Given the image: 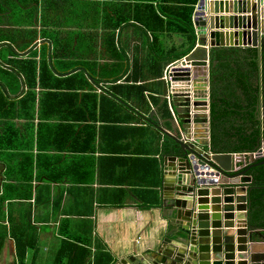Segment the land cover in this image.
Listing matches in <instances>:
<instances>
[{"label":"crops","instance_id":"0c3cea01","mask_svg":"<svg viewBox=\"0 0 264 264\" xmlns=\"http://www.w3.org/2000/svg\"><path fill=\"white\" fill-rule=\"evenodd\" d=\"M46 1L38 2L39 42L44 41V44L38 43V49L47 44L52 51L53 43L41 37ZM33 5L32 0H0V30L16 29L12 24L14 17L19 22L26 20L17 9L13 12V8L25 10ZM62 5L69 4L62 1ZM48 12L53 20L68 19V13L59 16L53 9ZM208 16L207 13L205 17ZM84 30L95 33L100 44L102 37L108 34L101 30ZM119 32L116 37H120L122 45L115 43L117 52H126V73L124 63L105 66L107 73L118 77L116 82L112 76L99 85L93 83L92 94L78 95L73 103L62 95L47 97L39 87L38 112L34 117L22 113L20 118L12 120L14 125L8 119H0V135L10 146L0 147V264H119L120 259L135 249L156 244L165 237L167 220L160 210L152 207L160 202L162 154L169 136L140 118L138 113L154 118L167 132H177L178 113L172 105L173 99L181 101L182 98L176 93L168 98L170 84L166 70L171 63L163 65L151 61L145 45L147 37L132 31L119 36ZM149 40H153L151 35ZM162 43L165 48L181 46L183 40L164 35ZM199 43L197 37L196 45ZM206 56L207 50L201 49L194 58ZM133 58H138L139 62H132ZM145 82L151 89L146 90L145 95L157 98L159 109L151 103L148 112H141L136 105L126 101L128 105H125L116 99L120 98L117 86L133 87ZM184 83L177 84L185 86ZM125 94L128 98L133 96ZM135 98L144 101L140 95ZM41 99L44 100L42 106ZM166 104L169 109L164 107ZM78 105L82 108L80 112ZM197 131L196 136L204 133L209 143L208 126H199ZM29 155L33 156L31 178L28 177L30 169H24L30 162ZM245 156L249 158L248 153ZM254 183H249L248 187ZM205 197L211 210L213 195L209 193ZM224 197L219 195L221 210L223 205L231 208L236 222L239 213L236 198L225 204ZM252 208V224L259 226L264 234V226L257 222L254 204ZM224 212L222 210L221 214ZM223 223L221 220V225Z\"/></svg>","mask_w":264,"mask_h":264},{"label":"trees","instance_id":"16d2710c","mask_svg":"<svg viewBox=\"0 0 264 264\" xmlns=\"http://www.w3.org/2000/svg\"><path fill=\"white\" fill-rule=\"evenodd\" d=\"M62 1L69 5H62ZM32 2L34 5L25 10L13 8V12L17 9L26 17L21 23L28 27L29 33L19 35V40L25 39L22 44L0 30V119H8L11 123L22 113L32 118L38 112L39 87L47 97L62 95L73 103L78 95L92 94L94 84L99 85L102 80L115 76L106 72V64L124 63L126 73V52H117L115 43L118 41L122 45L120 37H116L118 31L119 36L122 32L132 31L147 37L145 45L152 59L163 65L185 58L197 44L193 16L198 0H47L41 17V37L53 43V50L50 51L47 44L39 50V0ZM48 9H53L59 16L68 13V19L53 20ZM84 28L108 34L102 37L100 44L96 34H89ZM164 35L182 38L183 44L166 49L162 43ZM209 60L212 100L210 148L215 152L254 151L264 138V130L255 127L257 119L254 110L262 85L258 50L212 48ZM132 62L139 60L133 58ZM54 69L60 73H71L57 75ZM117 80L115 76L114 81ZM136 87L141 97L145 96L146 90H151L146 82L136 84ZM113 92L108 91V94L115 97ZM40 101L42 106L44 100ZM166 106L169 109L168 104ZM78 110H82L80 105ZM243 110H248L249 115H243ZM246 118L252 122L248 126L240 121ZM168 141L174 142L170 137ZM3 146L10 147L7 139L0 135V147ZM29 157L30 162L25 164L24 169H30L28 177L31 178L33 156ZM251 171L257 179L251 191L252 204L258 216L257 222L264 226V164Z\"/></svg>","mask_w":264,"mask_h":264},{"label":"water","instance_id":"95a60500","mask_svg":"<svg viewBox=\"0 0 264 264\" xmlns=\"http://www.w3.org/2000/svg\"><path fill=\"white\" fill-rule=\"evenodd\" d=\"M193 23L200 43L182 61L192 68H176L173 74L174 82H185V86H175L182 98L173 99L172 105L178 113L177 132H167L154 118L138 113L174 141L164 146L160 202L152 207L167 220V232L158 243L135 249L119 264H264V234L252 224L254 186L248 187L257 180L252 168L264 164V143H258L254 151L214 152L204 133L196 136L199 126L210 128V49H257L263 83L264 0H198ZM201 49L207 50L206 58H194ZM257 97L255 117L264 121L260 91ZM209 193L213 195L211 210L205 197ZM221 194L225 204L236 198V222L227 205L221 214Z\"/></svg>","mask_w":264,"mask_h":264},{"label":"rangeland","instance_id":"374dc122","mask_svg":"<svg viewBox=\"0 0 264 264\" xmlns=\"http://www.w3.org/2000/svg\"><path fill=\"white\" fill-rule=\"evenodd\" d=\"M12 24L15 25L17 28L16 29L12 28L13 30L1 29V31H4L5 33H7L14 41H17V43L19 44V42H20L19 35L20 34H25V35L28 34L29 33L28 27L25 26L23 23L19 22L17 20V17H14V21L12 22ZM6 50L7 49H5V51ZM151 61L152 62L155 61V64H157V62H160V61L156 60L155 58H154V60L151 59ZM156 68H158V67H156ZM117 88L120 89V90H118V92L120 94L119 95L120 98L123 101L128 102L130 105H133V106L136 105L141 110V112H148V110H150L152 108L151 107L152 106L151 103H153V104L155 103V107H157L159 109V107H158V105L156 103V100H155L157 98H154L153 95L149 96V95L146 94L144 96V101L143 100H136L135 97H138L139 94H140L139 89L136 86L131 87V86H128V85H120V87L117 86ZM159 90L161 92H164V88L163 87H160ZM125 93H129V94H131L133 96L128 98ZM162 104H164V102H162L160 104V106H162ZM164 107H166V105H164ZM120 110H123V112H126V109L124 107H120Z\"/></svg>","mask_w":264,"mask_h":264},{"label":"built area","instance_id":"2783aa9c","mask_svg":"<svg viewBox=\"0 0 264 264\" xmlns=\"http://www.w3.org/2000/svg\"><path fill=\"white\" fill-rule=\"evenodd\" d=\"M197 7V6H196ZM183 60H185V58H183V59H181V60H178V61H175V62H173V63H171L169 66H168V68H167V70H166V80H167V82H169V84H170V90H169V95H168V98L170 99V94H174L175 93V91L177 90V89H179V85H182V84H177V83H180L181 81H173V74H174V71H175V69L176 68H186V67H191V66H189L188 64V62H187V64L186 65H182V61ZM192 68V67H191ZM175 86H179V87H175ZM136 243H138L139 244V239L136 241Z\"/></svg>","mask_w":264,"mask_h":264},{"label":"flooded vegetation","instance_id":"af4514ba","mask_svg":"<svg viewBox=\"0 0 264 264\" xmlns=\"http://www.w3.org/2000/svg\"><path fill=\"white\" fill-rule=\"evenodd\" d=\"M263 69H264V67H263ZM264 72V71H263ZM261 92V94L263 95V98H264V75H263V83H262V87H261V90L259 89L258 90V92ZM254 112H255V110H254ZM243 115H249V113H248V110H243V113H242ZM240 121H241V123H243L245 126H248L249 125V123H252L251 121H249V119L248 118H246L245 120H242V119H240ZM257 123H256V125H255V127L256 128H260V129H262V130H264V121H256ZM264 132V131H263ZM264 143V138L262 139V141H261V144H263Z\"/></svg>","mask_w":264,"mask_h":264},{"label":"bare ground","instance_id":"6f19581e","mask_svg":"<svg viewBox=\"0 0 264 264\" xmlns=\"http://www.w3.org/2000/svg\"><path fill=\"white\" fill-rule=\"evenodd\" d=\"M190 66V65H189Z\"/></svg>","mask_w":264,"mask_h":264}]
</instances>
